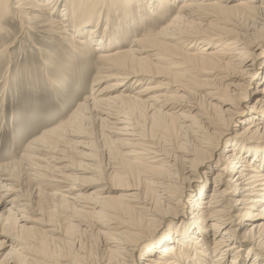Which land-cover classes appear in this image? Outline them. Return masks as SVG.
Returning <instances> with one entry per match:
<instances>
[{
  "label": "bare ground",
  "instance_id": "bare-ground-1",
  "mask_svg": "<svg viewBox=\"0 0 264 264\" xmlns=\"http://www.w3.org/2000/svg\"><path fill=\"white\" fill-rule=\"evenodd\" d=\"M169 4H178L172 15ZM9 23L27 37L66 35L54 56L37 49L46 69L53 70L52 57L63 72L62 57L87 53L95 67L90 94L71 115L77 122L44 130L21 158L30 163L24 170L36 197L56 204V190L43 182L63 185L70 221L99 239L95 264H264V0H0V55L18 44L17 34L2 39ZM50 40L44 42L52 46ZM169 58L181 61L171 80L159 69ZM160 76L168 80L163 87L155 85ZM177 79L196 82V92L175 87ZM164 85L188 99L181 105L185 97L165 95ZM253 87L255 103L246 107ZM88 126L100 135L91 138ZM99 143L105 152L116 146L126 160L107 153L102 166ZM65 149L80 161L71 162ZM17 170L0 165V264L36 262L35 244L65 243L52 221L36 227L27 216L41 213ZM114 173L124 176L111 186ZM90 216L94 229L85 221ZM179 221L180 230L157 239Z\"/></svg>",
  "mask_w": 264,
  "mask_h": 264
},
{
  "label": "rangeland",
  "instance_id": "rangeland-1",
  "mask_svg": "<svg viewBox=\"0 0 264 264\" xmlns=\"http://www.w3.org/2000/svg\"><path fill=\"white\" fill-rule=\"evenodd\" d=\"M176 7H178V4H169L166 7L169 8L168 14L172 15ZM8 22L9 21H7V23ZM160 24L161 23H156L155 27L159 26ZM8 26V29H6L2 34V39L13 41L12 39H14L17 34L18 38L16 41H18V44H15L14 47L10 48L11 50L9 49L7 54H4L6 52L5 50L1 51L2 55H0V165L2 166L13 163V168H19V170L16 172L18 174L20 173L22 178V180H20L25 182L24 189L27 191V194H29L28 196L31 198L34 204L33 209L38 213H41V216L36 215L34 212L28 213L27 216L31 219V221H33L34 226L39 227V223H42L43 221L47 223L52 221L53 224L57 226L59 234L65 236L60 237L65 241L63 246L60 247L44 245L43 248H39L40 244H35L34 251L37 254V259L34 256V260L38 264H47L45 259L42 258L44 256V252H46L48 256H45V258L50 259V264H70L72 262L76 264H80L81 262H83V264H95V261L97 262V260L102 256L99 239L95 236L91 237L90 233L78 232L74 227L73 222L70 221V217L65 210L66 208L64 202H67V200L61 197V189H64L63 185H61V188H58V186H55L57 187L55 188L54 186H46L47 182H43L44 187H50V189L56 190L58 195L56 198V204L49 201L45 202L42 198L36 197L35 183L31 180L28 173H25L26 171L24 170V167L26 166L25 164L30 165V163L28 161H25L24 163V161L21 159L22 155L26 152V145L28 142L39 138L44 130L60 122L67 124H74L77 122L76 117H72L71 115L76 106L80 104L85 97L89 96L90 86L95 75V67L87 62L86 58L87 55H89V53H87L85 57H79L75 60L70 59L69 57L68 59L62 57L61 59L66 63V67L64 68L63 72L61 65L58 64L52 57L53 62L51 65L53 64V70L46 69L42 64V61L40 62V54H38L37 49L42 50L44 47V50L49 53L50 56H54L61 52L59 47L62 43H64L63 41L66 35H62L61 40L57 41L52 36H46L40 33H38V36L41 38H34L31 32L28 33L30 37H27V34L25 33L20 34V30L15 33L13 32L19 29L16 25L9 23ZM145 27L146 26L144 25L138 26L134 30L136 33H138L140 30H144ZM131 36L132 33H129L128 38ZM47 37H51L50 42L52 46H48L46 44L47 42H44ZM130 41H127L126 44L128 45ZM96 43H100V40L93 43V45ZM97 45L99 44H96L95 46L97 47ZM113 49H116V47ZM109 50L114 51L112 48ZM196 51L197 50H195V52ZM25 52L27 54L26 56L23 55ZM260 53H263V51L258 50L256 54ZM164 56V52L159 53V57L162 58ZM180 63V60L177 62L176 59L169 58L166 62H163V64L159 66V69L166 71L164 75L171 80L170 75L173 72L172 67H174L175 64ZM74 66L78 67V69H73ZM35 74H37V76ZM186 74H190L193 79L199 81L210 79L208 77H201L200 74H196L194 72L187 71ZM58 75L61 77V81L56 78ZM79 77L82 78L78 79ZM158 79L160 82H155V85L157 86H162V83H168V80L164 79L163 76H160ZM177 81L178 82L175 83V87H178L179 84L184 89L196 92L195 89L198 85L196 82L181 79H177ZM5 84L7 89L3 91V86H5ZM175 87L171 88L167 85H164V89L161 91L165 95H170L173 97H185L182 99L183 102H180L181 105H183L184 101L188 99V96H186L185 93L181 95L180 91L176 92V90H173ZM254 88L255 87L252 88L248 98L246 99L244 105L246 107H251L255 103V96H252ZM126 91L127 93H131L132 91H138V89L130 90L128 88ZM189 101L191 105H194L192 104V100ZM186 109L181 111L176 109L173 111L177 112L175 113L176 115H179L182 112L183 114L194 116L195 113L189 114L187 113L188 111ZM195 118V120H200L199 122H202V119L199 116H196ZM204 126L208 128L206 125ZM245 126L246 124L238 126L239 128H237V133L239 135L243 133ZM92 127L93 128H91V126L90 128L89 126L86 127L85 132L91 136V138H94L96 134L98 137L101 133L100 128L97 126ZM208 129L211 130L210 128ZM156 134L157 131H155V135ZM97 137H95V139ZM98 145L100 149L97 152V160L101 164L104 163L102 166L105 167V165H107L106 157H109L107 153H112V155H115L118 158V163H120V160L122 159L126 160V158L119 157L123 151L119 150L116 146H114L111 151L105 152L106 150H103L100 147V143ZM65 155L73 163L80 161V159L77 158L72 153V151H70V149H65ZM141 161L144 162L142 159ZM213 165L214 164L211 166ZM77 166H79L78 163L75 164V169L79 168ZM74 173L77 177H79V179L83 178V175H81L79 172H73V175H75ZM119 176H124V174L114 173L113 175L107 177V180L110 182L111 186L114 185V180ZM45 177L51 179L55 176L51 174H45ZM209 185L211 188L213 182H210ZM120 189L122 188L113 190L115 195H118V191H120ZM85 221L90 225L91 229L95 228V223L93 222L94 219L91 218V216L85 218ZM181 228V221L174 224L173 226L167 224L161 228L159 234L156 237L160 236L166 229H169V233L174 234L173 231L176 232ZM157 239H159V237ZM34 257L29 256V258ZM36 262H32L29 259V264H37ZM243 264H248V262Z\"/></svg>",
  "mask_w": 264,
  "mask_h": 264
}]
</instances>
